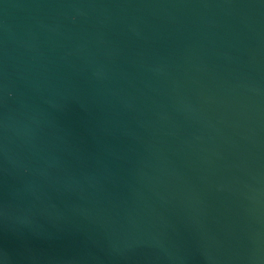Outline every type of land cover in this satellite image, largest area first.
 Here are the masks:
<instances>
[{"label":"water","instance_id":"obj_1","mask_svg":"<svg viewBox=\"0 0 264 264\" xmlns=\"http://www.w3.org/2000/svg\"><path fill=\"white\" fill-rule=\"evenodd\" d=\"M0 264H264V0H0Z\"/></svg>","mask_w":264,"mask_h":264}]
</instances>
